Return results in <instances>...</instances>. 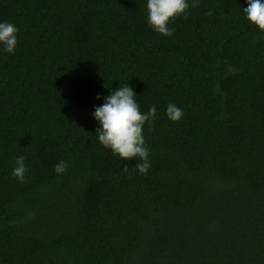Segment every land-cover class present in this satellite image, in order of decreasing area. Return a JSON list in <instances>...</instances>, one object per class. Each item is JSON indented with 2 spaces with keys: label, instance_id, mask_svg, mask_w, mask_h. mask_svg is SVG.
<instances>
[{
  "label": "trees",
  "instance_id": "16d2710c",
  "mask_svg": "<svg viewBox=\"0 0 264 264\" xmlns=\"http://www.w3.org/2000/svg\"><path fill=\"white\" fill-rule=\"evenodd\" d=\"M247 6L199 0L168 37L147 0H0L20 29L14 54L0 44V264H264V31ZM127 84L157 108L147 175L96 136L95 107Z\"/></svg>",
  "mask_w": 264,
  "mask_h": 264
},
{
  "label": "clouds",
  "instance_id": "9594fccd",
  "mask_svg": "<svg viewBox=\"0 0 264 264\" xmlns=\"http://www.w3.org/2000/svg\"><path fill=\"white\" fill-rule=\"evenodd\" d=\"M247 7L243 8L247 19L264 31V0H247ZM199 7V0H147V24L149 27L164 36H172L175 28L170 23L177 18L188 19L190 8ZM212 15L211 11L205 13ZM20 29L10 21H0V44L3 51L14 54L18 46V33ZM97 99H101L98 95ZM104 103L95 107L93 115L101 127L96 129V136L101 145L112 151L113 155L121 159H138L133 172L147 175L150 167V150L143 134L145 124L154 127L157 108L151 106L147 112L140 110L137 94L129 84L121 85L104 97ZM166 114L173 122H178L184 117V110L175 104L167 106ZM13 175L19 182H25L28 168L25 157L18 156L15 160ZM68 164L60 161L54 166L57 174L66 172ZM129 173L128 165L123 168Z\"/></svg>",
  "mask_w": 264,
  "mask_h": 264
}]
</instances>
